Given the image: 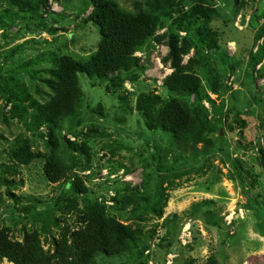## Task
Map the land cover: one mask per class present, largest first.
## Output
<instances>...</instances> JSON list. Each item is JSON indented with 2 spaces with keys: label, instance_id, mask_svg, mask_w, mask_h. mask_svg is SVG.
Returning a JSON list of instances; mask_svg holds the SVG:
<instances>
[{
  "label": "rangeland",
  "instance_id": "obj_1",
  "mask_svg": "<svg viewBox=\"0 0 264 264\" xmlns=\"http://www.w3.org/2000/svg\"><path fill=\"white\" fill-rule=\"evenodd\" d=\"M108 1L157 19L133 54L141 69L115 87L118 71L78 74L81 101L51 145L48 128L34 124L36 109L54 97L50 73L61 57L87 62L97 51L99 28L85 22L91 1L46 0L34 13L0 0V230L19 242L37 232L52 253L65 228L81 226L66 213L76 201L139 232L122 254H98L92 264H264V0ZM170 33L183 69L199 81L196 93L165 86ZM146 96L158 108L180 102L203 142L148 130L137 107ZM20 148L34 156L28 164L11 157ZM50 155L67 168L55 184L44 174Z\"/></svg>",
  "mask_w": 264,
  "mask_h": 264
},
{
  "label": "trees",
  "instance_id": "obj_2",
  "mask_svg": "<svg viewBox=\"0 0 264 264\" xmlns=\"http://www.w3.org/2000/svg\"><path fill=\"white\" fill-rule=\"evenodd\" d=\"M13 6L25 12L42 11L46 0H8ZM92 11L86 18V23H92L99 28L100 42L97 51L87 62L77 61L70 56L61 57L55 70L51 71L54 97L36 110L38 116L36 127L45 125L48 128L49 143L54 144L53 131L58 122L75 113L81 101L82 94L78 86V74L90 78H106L109 73L119 74L111 79L112 87L124 79V74L141 69L133 54L154 36L157 19L150 14L141 13L132 16L125 14L113 2L108 0H90ZM264 34L261 32L260 36ZM168 59L173 73L166 78L165 86L175 94H191L198 92L199 81L183 69L182 55L184 50L179 45V36L168 35ZM152 97L140 99L137 107L145 118L148 130H162L169 133L179 143H191L195 146L202 143L201 132L196 127L195 118H190L183 105L171 100L163 107L157 106ZM97 111L102 114V105H97ZM264 154V151H261ZM11 157L20 164H28L34 156L26 148L12 150ZM67 168L50 155L44 165V174L52 184L65 177ZM77 188H80L79 190ZM76 192L81 193V184ZM75 211L79 216L81 226L71 232L65 228L59 240H54V250L45 251L37 232L25 233L22 242L12 240L5 229L0 230V262L6 260L10 264H92L98 254L119 256L128 246L137 240L138 231L119 223L113 217L104 215V208L98 204L78 208L76 201L68 203L67 212ZM160 215V212H157ZM208 224L218 227L219 218L208 214ZM171 220L175 216L169 217ZM142 255V252L139 253Z\"/></svg>",
  "mask_w": 264,
  "mask_h": 264
},
{
  "label": "bare ground",
  "instance_id": "obj_3",
  "mask_svg": "<svg viewBox=\"0 0 264 264\" xmlns=\"http://www.w3.org/2000/svg\"><path fill=\"white\" fill-rule=\"evenodd\" d=\"M7 264H10V263H7Z\"/></svg>",
  "mask_w": 264,
  "mask_h": 264
}]
</instances>
